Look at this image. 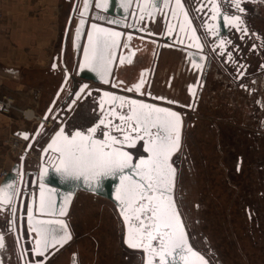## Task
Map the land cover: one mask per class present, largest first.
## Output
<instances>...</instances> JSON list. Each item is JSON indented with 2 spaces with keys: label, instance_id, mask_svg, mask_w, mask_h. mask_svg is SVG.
<instances>
[{
  "label": "snow or ice",
  "instance_id": "obj_1",
  "mask_svg": "<svg viewBox=\"0 0 264 264\" xmlns=\"http://www.w3.org/2000/svg\"><path fill=\"white\" fill-rule=\"evenodd\" d=\"M210 3L213 21H217L223 15L225 22L240 27L242 21L239 15L222 13L217 0H210ZM241 3L242 0H231L229 6L243 12ZM137 6L140 19L145 15L152 17L153 13L160 10L158 0H144V3ZM121 7L126 12L129 11L128 0H121ZM169 7L172 8L173 18L183 17L180 31L188 36L194 47L202 49L203 45L182 0H175L174 6L170 0H163V8ZM203 7L201 4L200 10ZM97 8L108 9L107 0L104 3H97ZM88 10L89 3L85 0L82 18L76 29L77 41L81 28L86 23L83 16ZM218 27L219 25L215 23L207 25L211 35L219 39L216 31ZM168 31L169 33L172 31L171 25ZM243 31H247L246 26ZM121 35V32L112 28L92 23L80 68L91 69L99 74L100 80L108 83L113 63L117 58V49L120 47ZM131 39L132 35L129 34L128 40ZM128 46L127 43L124 45L126 48ZM220 46H224L222 39ZM228 55L230 57L231 53ZM124 62L125 57H120V63ZM192 63L195 67L201 68L195 60H192ZM144 82L142 72L139 82L132 85L128 91L133 89L139 91ZM87 87V84L83 85L80 92L75 95L79 97ZM158 99L163 100L165 97ZM93 120L90 126L72 125L67 130L63 125L59 127L43 150L45 154L49 150L54 153L52 163L47 165L43 172L46 173L53 168L64 179H82L83 184L93 191L100 186L104 177H116L118 183L115 188V199L127 225L126 243L146 253L145 264H209V261L190 245L173 196L176 170L170 161L172 154L180 146L182 123L180 113L157 104L105 91L99 100L98 115H94ZM22 135L28 138L27 133ZM138 142L142 143L136 149L134 159L133 152L127 149L136 148ZM39 187L38 206L34 196L33 205L27 211L29 227L37 234L33 249L35 253L46 252L50 247L62 245L71 239L63 219L41 218L44 215H65L71 194L58 209L52 195L55 189H47L46 195L45 185L41 183ZM18 191L15 181H6L0 186V210L4 207L9 208L13 217L12 223L15 222V209L10 205L17 198ZM33 208L39 215L34 214ZM3 244V236L0 235V247Z\"/></svg>",
  "mask_w": 264,
  "mask_h": 264
},
{
  "label": "rangeland",
  "instance_id": "obj_2",
  "mask_svg": "<svg viewBox=\"0 0 264 264\" xmlns=\"http://www.w3.org/2000/svg\"><path fill=\"white\" fill-rule=\"evenodd\" d=\"M260 25L264 31V23ZM179 86L177 94L155 89L188 102ZM259 88L264 102V78ZM252 101L228 76L219 80L211 73L197 108L186 109L182 147L175 157L176 199L193 245L212 264H264V109ZM13 103L9 98L0 99V110L9 113ZM29 109L22 114L26 116ZM14 137L19 136L11 132L5 151L15 164L23 152ZM26 145L24 141L23 147ZM38 158L36 150L31 152L28 167H37ZM69 216L73 238L52 259L54 264H69L74 254L77 264L143 263V252L125 245L124 224L111 200L79 191ZM8 218L0 216L1 231L6 234L3 261L22 264ZM30 259L34 260L33 255Z\"/></svg>",
  "mask_w": 264,
  "mask_h": 264
},
{
  "label": "water",
  "instance_id": "obj_3",
  "mask_svg": "<svg viewBox=\"0 0 264 264\" xmlns=\"http://www.w3.org/2000/svg\"><path fill=\"white\" fill-rule=\"evenodd\" d=\"M104 2L105 0H88L89 10L83 16L86 23L82 26L81 34L79 40L77 41L76 29L79 26L80 19L82 18L81 12L84 9L85 0H74L71 12L68 17L67 25L64 30L60 56H56L54 58V65H56L55 68H57L58 57H60V65L64 70L63 81L59 86L57 92L55 93L52 101L50 102L46 112L43 114L34 132L20 130L17 133L20 138L24 139L27 142L25 151L20 156L19 162H16L12 166V168L8 171L7 175L2 178L0 183V186H2L6 183V181H15L16 187L19 189L17 193V198L13 200L12 204L10 205V207L15 209V222H11L13 217L8 207H4L2 210H0V212L3 215H8L9 217L8 225H11L10 229L13 230L14 235L16 237L21 257V263L29 264L28 256L25 251V244L23 241V230L26 225L28 227L29 232L32 233L28 224L27 211L33 205L34 196L36 200V205L38 206L40 192L39 186L41 183L45 185L46 195L47 189H55V192L52 193V195L56 200L58 209L64 204L65 198L68 197L69 194H71L65 215H44L41 218L51 220L63 219L67 224V229L69 230V213L71 211L77 193L79 191L89 192L107 198L115 204L116 209L124 224V243L130 249H134L126 243L127 225L123 220V216L120 213L119 205L115 199V188L118 183L116 177H104L100 183V186L95 191H93L83 184L82 179H64L53 168H50L46 173L43 172L44 168L47 165H50L54 159V153L51 150H49L47 154H45L43 151L44 148H46L47 144L50 142L51 137L54 135V133L59 129L61 125L65 126L67 130L75 122L82 120L85 121L86 119L90 118L93 119L94 115H98L100 97L103 95V92L107 91L112 92L118 96H126L132 99L143 100L145 103H153L161 107H167L175 112L180 113L182 121L180 129V146L172 154L170 161L172 166L176 170L173 196L176 202V206L179 210L181 219L184 223L185 230L188 234V241L190 245L194 250L200 252L209 261V264H212L209 257L193 245L176 199L178 169L175 165V157L180 152V149L182 147L183 129L185 124V117L187 115L186 112H183L179 108L183 107L190 109L191 107L167 99H158V97L152 94L150 89L152 88L154 83V71L152 72L150 79H144L145 82L141 87L144 88V86L147 85V92L139 90L135 95L131 93L132 91H128V89L125 91L124 88L126 87L123 86V83H120L117 76L120 68L124 67L125 65L131 64L129 62V58L130 61H133L135 58V54H137L139 50L142 51L149 45H152L158 53H160L161 50H174L181 53H185V59L189 64V70L193 69L194 71H191L193 73L199 71V78L194 86L195 88H197L199 86V81L203 72V64H205V60L207 58L204 52L205 46L203 44L198 27L196 25V20L199 21V14H201L202 10H200L199 7L193 8L192 13L188 8L185 0H182V3L184 4L191 19L192 25L196 29V34L200 38V43L203 45V48L201 49L194 47L193 42L188 39V36H186L185 33L180 31V23L182 22L183 17L181 16L179 19L173 18L172 8H163V0H158V3L160 5L159 11L153 13L152 17L145 15L143 19H140V11L137 5L144 3V0H128L130 9L127 12L124 10L123 7H121V0H107V3L109 4L108 9L97 8V3ZM170 2L172 6L175 5V0H170ZM99 17L104 18L100 19ZM117 21H119V23H117ZM92 23H97L102 25L103 27L112 28L115 31H119L122 33L120 37V47L117 49V58L113 63L111 75L108 77V83H104L102 80H100L98 73L92 71L91 69H81L79 66L80 63H82L83 61V49L87 46L88 33L91 31ZM215 24L219 25V27L217 28L219 29L218 35L222 31V29L226 30V28L230 26V24L225 22L224 19H218L217 21H215ZM169 25L172 26V31L170 33L168 31ZM207 25L203 28V30H209L207 28ZM129 34L132 35L131 41L128 40ZM209 35V37H213L211 34ZM69 41L71 42L75 50V68L72 71L69 69L65 60V53ZM126 43L129 45L127 48L124 47ZM189 53L193 55H189ZM122 56L125 57V62L123 64L120 63V57ZM192 60H195L196 63L200 64L201 68L195 67L192 63ZM209 62L210 59L208 60L206 70L208 69ZM85 84L88 85L87 89L81 92L80 96L77 97L75 94L77 92H80L81 87ZM202 85L203 82L201 83V86ZM149 93H151V95H149ZM73 101H75V103H73ZM69 105H71V108H69ZM90 124L91 123L87 124L86 126H90ZM50 128L53 129L51 132L49 131ZM23 133L28 134L27 139L24 137V135H22ZM140 143L142 142H138L136 148L140 147ZM136 148L127 149L133 152L134 159L136 158V153L134 152V149ZM34 150H36L39 154L37 167L27 168V159L30 153ZM142 154L146 153L143 152ZM33 211L35 215H39V213L35 211V208H33ZM0 235H2L4 239V244L2 247H0V264H5L3 261L2 250L5 247L6 238L5 234L1 231V228ZM134 250H140L143 252V250L141 249ZM34 254L36 256V254L38 253ZM143 255L144 259L142 264H145L146 253L143 252Z\"/></svg>",
  "mask_w": 264,
  "mask_h": 264
},
{
  "label": "crops",
  "instance_id": "obj_4",
  "mask_svg": "<svg viewBox=\"0 0 264 264\" xmlns=\"http://www.w3.org/2000/svg\"><path fill=\"white\" fill-rule=\"evenodd\" d=\"M73 3L74 0H0L3 12L0 22V99L14 101L9 113L0 110V171L10 170L14 164L9 162L5 151L9 134L13 132L18 136L20 130L34 132L63 81L60 57L58 67L53 65L54 58L60 56L61 41ZM65 60L72 71L75 50L70 41ZM130 63L120 68L117 74L125 87L138 83L142 72L146 80L155 72L152 88H180L179 84L187 88L193 80L183 73L185 68L180 52L161 50L158 53L149 45L139 50ZM27 108L35 112L34 117L22 114ZM92 121L90 118L73 125L85 126ZM1 180L0 176V183Z\"/></svg>",
  "mask_w": 264,
  "mask_h": 264
},
{
  "label": "flooded vegetation",
  "instance_id": "obj_5",
  "mask_svg": "<svg viewBox=\"0 0 264 264\" xmlns=\"http://www.w3.org/2000/svg\"><path fill=\"white\" fill-rule=\"evenodd\" d=\"M185 2L192 13L193 8L199 7V9H201V4L204 5L201 14H199V21L195 19L201 39L205 46L204 52L207 56L205 64H203V72L199 81V86L197 88L194 87L199 78V71H196L195 73L191 72L194 70H189V64L185 59V53L180 52L184 62L185 72L187 73V76L193 79L188 84L187 88H184V93L189 97L188 102H184L174 95L159 92L158 89L155 88L150 89L151 93L156 97H165L167 100L190 106V109H196L201 101L208 77L213 73L219 80H222L223 76H228L232 83H234L239 89L245 91L247 96L253 100V104L258 109L263 110V95L261 94V88H259V85L261 79L264 78V31L260 25L261 22L264 23V0H242L241 7L244 9L243 12L237 11L235 7H230L231 0H217V2L220 3L222 13L239 15L242 21L239 28L230 25L226 30L222 29L219 34V39L214 36L209 37V34H211L210 29L203 30L207 24L215 23L211 18L212 10H210V0H185ZM218 19L223 20V15ZM245 26L247 31H243ZM216 31L219 33V29H216ZM220 39L224 41L223 47L220 46ZM171 51L178 52L174 50ZM228 53H231L230 57ZM209 59L210 62L208 69L206 70ZM202 82L203 85L201 86ZM167 86L169 87V84ZM129 87L124 88L125 91L129 89ZM166 89L170 92L173 91L176 94L178 93L176 92L178 88ZM147 90L148 88L140 89V91L143 92H147ZM131 93L135 95L137 94V91L133 89ZM179 109L187 113L186 109L189 108L180 107ZM261 124H264V118L261 120ZM241 161L242 157L239 156V163L237 164L238 170L240 169ZM0 216H3V214L0 213ZM250 217H252V215H250ZM68 225V231L71 234L70 240H67L62 245L57 244L50 247L46 252L38 253L36 256L33 249L35 247L34 241L37 234L34 232L30 233L28 227L25 225L23 230V241L29 264H37V262H39V264L51 263V260L56 258V256L61 253L73 238V231L69 221ZM8 227L9 232L14 235L13 230L10 229V224ZM14 238L16 240L15 235ZM31 255L34 257L33 261L30 259ZM69 264H77L75 254L71 255Z\"/></svg>",
  "mask_w": 264,
  "mask_h": 264
},
{
  "label": "built area",
  "instance_id": "obj_6",
  "mask_svg": "<svg viewBox=\"0 0 264 264\" xmlns=\"http://www.w3.org/2000/svg\"><path fill=\"white\" fill-rule=\"evenodd\" d=\"M2 18H3V12H2V9L0 8V22H1V20H2ZM8 105V104H7ZM9 107H10V103H9ZM7 109V108H6ZM14 139H15V141L18 143H20V151L21 152H24L25 151V148L23 147V143H24V139H22V138H20V137H14ZM7 173H8V171L7 170H2L1 171V174H2V177H4V176H6L7 175Z\"/></svg>",
  "mask_w": 264,
  "mask_h": 264
},
{
  "label": "bare ground",
  "instance_id": "obj_7",
  "mask_svg": "<svg viewBox=\"0 0 264 264\" xmlns=\"http://www.w3.org/2000/svg\"><path fill=\"white\" fill-rule=\"evenodd\" d=\"M26 115L31 118L35 116V112L32 109H29L26 111Z\"/></svg>",
  "mask_w": 264,
  "mask_h": 264
}]
</instances>
